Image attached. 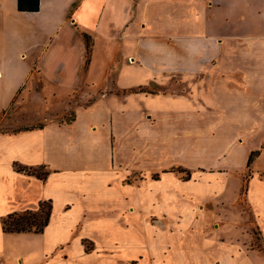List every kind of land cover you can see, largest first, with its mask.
Here are the masks:
<instances>
[{"label":"crops","instance_id":"crops-1","mask_svg":"<svg viewBox=\"0 0 264 264\" xmlns=\"http://www.w3.org/2000/svg\"><path fill=\"white\" fill-rule=\"evenodd\" d=\"M84 34L95 39L88 64ZM148 38L160 41L151 47ZM103 45L109 55L117 54L115 63L121 59L131 85L150 75L143 65L146 52L163 50L160 45L171 47L173 85L184 79L189 88L183 93L174 90L171 97L150 95L146 102L153 111L174 112L188 120L198 112H217L222 121L213 131L221 133L227 170L208 173L212 183L189 181V187L197 200L223 197L230 177L244 171L240 192L246 184L249 214L264 242V0H39V11L32 13L19 12L17 0H0V84L9 89L7 98L4 95L8 105L34 79L35 68L43 79L53 64L62 86L79 85L74 78L85 67L91 72L97 48ZM130 57L135 63L128 62ZM156 68L164 71L166 65ZM108 113L81 109L66 127L49 125L0 136V201L9 210L6 214L36 210L41 202L52 204L50 222L41 234L5 233L0 218V241L9 235L47 238L43 250L32 252V264H259L264 260V253L257 247L245 248L243 239L207 233L205 220L195 222L183 236L184 224H177L179 231L146 226L139 230L128 220L109 217L129 210L133 201L131 188L123 184L126 172L112 164V146L104 135ZM232 151H240V165ZM14 163L48 172L44 178L25 175L12 168ZM249 169L252 173L244 181ZM155 183L151 190L145 182L139 202L154 200L156 212L162 213L164 185ZM107 184L121 192L117 200H109ZM4 214L2 210L0 217ZM79 225L82 229L75 235ZM85 239L96 242L95 251L85 249ZM104 248L108 251L102 252ZM17 260L24 263L20 256Z\"/></svg>","mask_w":264,"mask_h":264},{"label":"rangeland","instance_id":"rangeland-1","mask_svg":"<svg viewBox=\"0 0 264 264\" xmlns=\"http://www.w3.org/2000/svg\"><path fill=\"white\" fill-rule=\"evenodd\" d=\"M94 41L91 38L92 44ZM159 41L156 38L147 40L151 47H155ZM99 42L104 44L103 39H99ZM158 48L163 50H151L143 56V65L150 72L147 80L133 85L126 80L121 59L118 58L115 63L113 57L117 54L111 52L109 55L108 48L104 45L97 48L91 72L89 73V66L83 69L85 74L80 69L74 78V82L80 83L75 87L60 84L55 75L58 69L53 64L47 68L43 79L35 68L34 79L23 86L9 105L5 99V92L9 89L0 84V136H12L49 125L66 127L75 122L76 114L81 109L95 108L99 112H109L103 119L106 123L105 139L112 146L113 166L126 172L123 184L131 188L133 201L129 210L114 212L112 215L109 213V217L117 221L122 219L123 222L128 220L139 230L146 226L164 231L174 227V231H179L177 224H184V230H181L183 236L192 231L195 222L205 220L207 233L217 231L221 236L243 239L245 248L257 247L264 253L262 232L259 227L254 226L249 214L245 197L246 184H243L240 192L244 171L240 172L241 176L234 174L230 177L223 197H218L221 196L218 194L209 201L197 200L195 193L191 191L193 187H189V181H195V184L206 181L212 183L213 177L208 176V173L222 174L227 170L223 166L225 153L219 142L221 133L219 130L213 131L218 128L222 119L217 112H198L196 117L188 120L174 112L153 111L148 106L146 99L150 95L171 97L174 90L183 93L189 88L184 79L182 84L173 85V81H176L170 69L171 47L160 45ZM129 59V63L136 61L134 57ZM162 63L166 65L164 71L156 68ZM237 152L239 154L232 151L230 155L235 164L240 165L242 159L240 151ZM13 167L18 172L27 168L28 172H22L25 175L34 173L43 176L48 172L44 167L29 168L18 163L12 164ZM251 173L250 169L246 171L244 181ZM145 182L149 188L153 186L154 189L155 182L164 185L162 213L156 212L154 200L150 201L148 198L142 205L139 202ZM108 185L106 188L110 190L109 200H117L115 196L121 192L113 185ZM2 210L5 214L0 218L4 219L9 210L0 201V212ZM77 227L75 235L82 229L81 225ZM46 240L47 238L39 237L30 240L12 235L3 238L0 241V264H18L19 256L24 260L23 264H32V252L43 250ZM83 245L87 251H95L97 248L96 242L91 239H85ZM149 247L148 250L151 251L152 247ZM101 251L108 250L104 248ZM136 263L137 261L132 262ZM259 264H264V260Z\"/></svg>","mask_w":264,"mask_h":264},{"label":"trees","instance_id":"trees-1","mask_svg":"<svg viewBox=\"0 0 264 264\" xmlns=\"http://www.w3.org/2000/svg\"><path fill=\"white\" fill-rule=\"evenodd\" d=\"M17 9L19 12H37L39 11V0H17ZM87 60L90 61L92 50L91 37L84 34ZM28 131V130H25ZM252 157L249 159V165ZM20 169V168H19ZM28 172L27 168H23L20 172ZM37 177L44 178L45 175L31 174ZM52 212L51 202H41L38 209L27 210L22 213L14 212L7 215L3 219V230L5 233H35L41 234L50 222Z\"/></svg>","mask_w":264,"mask_h":264}]
</instances>
